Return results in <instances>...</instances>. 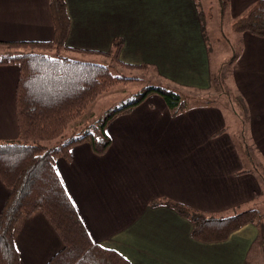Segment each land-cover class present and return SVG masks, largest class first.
Segmentation results:
<instances>
[{
  "label": "crops",
  "instance_id": "obj_1",
  "mask_svg": "<svg viewBox=\"0 0 264 264\" xmlns=\"http://www.w3.org/2000/svg\"><path fill=\"white\" fill-rule=\"evenodd\" d=\"M258 1L230 0L226 14L232 25ZM66 3L69 54L109 53L114 40L123 38L122 62L155 67L168 87L190 98L213 94V75L229 63L217 52L223 64L214 73L213 42L207 29L208 41L203 34L195 0ZM53 34L50 0H0V42L49 41ZM221 34L214 43L233 54L223 92L238 94L246 111L227 105L226 96L220 95L218 106H193L172 117L165 101L154 95L108 126L112 145L104 156L83 144L72 149L70 161L56 162V172L93 241L131 264H248L259 238L258 226L249 224L225 242L202 243L192 237L189 220L169 207L151 205L170 200L227 217L264 200L259 178L240 174L251 162L236 143V136L244 134L253 151L250 159L264 164V38L224 29ZM19 75L17 66L0 65V142L18 139ZM235 123L240 131H232ZM8 195L0 181V212ZM14 240L22 264H47L63 248L40 211L19 220Z\"/></svg>",
  "mask_w": 264,
  "mask_h": 264
},
{
  "label": "trees",
  "instance_id": "obj_2",
  "mask_svg": "<svg viewBox=\"0 0 264 264\" xmlns=\"http://www.w3.org/2000/svg\"><path fill=\"white\" fill-rule=\"evenodd\" d=\"M195 1L202 31L208 41L206 16H212V13L207 14L202 2ZM218 2L224 15L229 0ZM50 10L54 23L51 40L0 42L10 50L0 59V65H15L20 69L16 91L18 139L0 142V181L9 192L0 212V264H22L14 229L20 219L29 218L37 211L46 216L63 243V248L47 264H131L119 252L93 241L56 172L57 160L70 161L72 149L83 144L90 145L95 155L104 156L112 145L108 126L118 117L132 113L154 95L163 98L172 117H178L193 106H218L220 95L233 99L244 111L246 105L240 96L223 92L224 68L229 62L224 63L212 78L213 89L222 94L190 98L173 88L148 81L131 100L107 111L103 119L67 134L70 125L82 119L100 96L118 85L144 82V79L114 75L111 66L83 62L62 54L69 49L66 41L71 26L66 0H50ZM232 31L264 38V0L255 3L237 19ZM123 46L124 39L118 38L109 53L81 52L103 55L124 69H148V65L122 62L119 56ZM211 50L208 42V52ZM241 134L236 136V143L242 154L249 158L251 168L240 174H255L264 187V164L250 159L253 151ZM51 142L55 144L46 145ZM151 205L175 210L192 223V237L206 244L225 242L244 226L257 225L260 235L249 252L248 264H264V209L219 217L170 200L156 201Z\"/></svg>",
  "mask_w": 264,
  "mask_h": 264
},
{
  "label": "rangeland",
  "instance_id": "obj_3",
  "mask_svg": "<svg viewBox=\"0 0 264 264\" xmlns=\"http://www.w3.org/2000/svg\"><path fill=\"white\" fill-rule=\"evenodd\" d=\"M203 4V8L206 11L207 14L210 12L212 13V16L207 15L206 16V29L208 30V36L213 42V66H214V73L221 67L223 62H220V58L217 55V52L220 56L225 58L228 62H231L232 59V52L229 48L224 47L226 49H219V46L214 43L215 38H223V35L221 34V29H224L228 34L232 33V22L230 20V15L226 14L229 12V7L226 10V13L223 15L221 13V8L219 6L218 0H200ZM229 5H230V0H229ZM232 19V18H231ZM215 37V38H214ZM4 45L0 44V59L7 53V48L3 47ZM223 47V45H221ZM62 54L69 56L72 59L83 61V62H91V63H97V64H103V65H108L111 66V71L114 75H124L126 77H138L144 79V82L141 81H133L127 85L121 84L118 85L114 88H112L110 91L107 93L103 94L100 96L87 110L86 114L84 117L73 124L70 125L68 131L66 132L67 134H72L76 131L77 129H81L85 126L91 125L94 122L103 119L105 117V113L109 111L110 109H114L115 107L121 106L122 103H126L128 100H131L133 96L148 83V81L152 83H160L164 86L168 85L164 82L165 80L161 78V75L158 73V70L155 67H148L146 70H128L121 68L117 66L112 59H102L98 58L97 56H87L89 54L82 53L80 52L77 55H72L69 54L67 51H63ZM86 54V55H85ZM225 60V61H226ZM230 67H225V76H228L230 73ZM217 74V73H216ZM215 74V75H216ZM228 92V91H227ZM208 94V93H207ZM216 94H222L220 91H216V89L213 90V94L210 95H216ZM229 94V93H228ZM186 95V94H184ZM238 95V94H234ZM239 96V95H238ZM162 98V97H160ZM163 99V98H162ZM191 101V99H190ZM244 102V101H243ZM224 103L227 105H232L235 108L240 107L237 105V103L231 99H225L224 98ZM245 104V103H244ZM246 105V104H245ZM241 110V109H240ZM242 122V119L240 120ZM237 130L240 131V124L235 123V126L232 127V131L236 132ZM55 142L51 143H46L47 146H53ZM250 209H264V200L259 201L255 204V206H251L246 208L247 210Z\"/></svg>",
  "mask_w": 264,
  "mask_h": 264
},
{
  "label": "snow or ice",
  "instance_id": "obj_4",
  "mask_svg": "<svg viewBox=\"0 0 264 264\" xmlns=\"http://www.w3.org/2000/svg\"><path fill=\"white\" fill-rule=\"evenodd\" d=\"M0 147H2V146H0Z\"/></svg>",
  "mask_w": 264,
  "mask_h": 264
}]
</instances>
